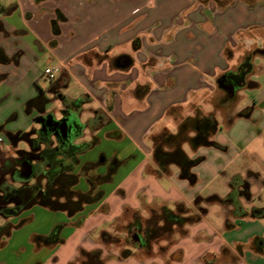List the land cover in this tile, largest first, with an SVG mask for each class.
Here are the masks:
<instances>
[{
    "label": "crops",
    "instance_id": "0c3cea01",
    "mask_svg": "<svg viewBox=\"0 0 264 264\" xmlns=\"http://www.w3.org/2000/svg\"><path fill=\"white\" fill-rule=\"evenodd\" d=\"M249 53L254 61L264 56V0H0V82L8 90L0 104L15 94L40 122L60 100L67 110L63 117L74 118L70 112L78 107L80 117L87 112L92 121L95 143L80 156L88 157L98 144L130 154L126 160L134 152L140 156L119 181L112 176L99 183L97 189L104 193L100 201L56 223L63 231L55 242H37V247L56 248L58 254L75 242L68 264L81 249H100L97 235L125 210L184 202L192 211L205 210L179 245L184 264H264V211L255 204L256 196L264 195V100L240 105L242 89L260 86L250 77L252 83L237 90L235 102L225 101L219 83ZM47 68L55 69L53 78L46 76ZM5 108L15 107L10 102ZM248 108L249 117L240 115ZM207 109L224 118L230 130L239 121L251 125L233 144L240 145V152L250 151L252 164L225 177L224 163L204 177L194 169V185L179 177L175 165L168 174L159 172L153 137L170 130L168 122L178 128L184 118L198 110L208 114ZM220 135L216 131L212 139L228 150L231 143ZM187 147L191 157L202 156V147ZM245 179L251 201L241 197L238 208L226 199ZM214 180L218 187L208 193L198 185ZM214 206L221 213L219 222L205 223ZM66 228L71 231L63 235ZM59 260L57 256L53 262Z\"/></svg>",
    "mask_w": 264,
    "mask_h": 264
},
{
    "label": "rangeland",
    "instance_id": "374dc122",
    "mask_svg": "<svg viewBox=\"0 0 264 264\" xmlns=\"http://www.w3.org/2000/svg\"><path fill=\"white\" fill-rule=\"evenodd\" d=\"M255 57V56H254ZM254 69L252 74L249 76L250 81H257L260 86L257 88H246L239 92L241 96L240 105H245L248 101L253 103L254 100H264V56H257L255 58ZM49 80V78H48ZM250 82L249 84H251ZM42 84L49 87V84L43 79ZM256 85V84H255ZM8 92L7 88L4 87L0 82V97L6 95ZM15 94H10L8 100L12 102L11 108H5L10 103L8 100L0 104V164L2 158H16L21 151L30 150V144L27 139L24 138V134L30 135L29 137L35 138L36 134L33 130H43L41 121L34 120L32 113L30 112V106L28 102H24V99H14ZM54 102V101H53ZM57 104H51V108L45 117L48 115L55 117L57 120L63 118L65 108L60 100ZM5 109H2V108ZM65 107V106H64ZM77 111L70 112L72 117L78 119V127L74 131V138L76 153L79 151L83 153L89 146L95 143V134L92 132L91 127L92 121L89 119L90 116L87 112L83 115L79 114L78 107ZM208 114L215 115L214 111L207 109ZM264 116V115H263ZM218 121V132L220 137L230 142L231 145L228 150H222L215 147L199 149V155L205 156L206 160L195 168V172L199 177H204L209 170L217 164H226L223 177L232 173L233 171L243 172L248 166L252 164V158L250 151L244 150L240 152V145H234L233 139L235 136L243 131L251 129V125L246 121H239L234 130L228 129L229 126L224 118H216ZM242 119V118H241ZM33 123V124H32ZM180 124V123H179ZM169 129L171 131H177V126L174 122H168ZM179 127V125H178ZM177 128V129H176ZM170 130H164L161 133H176L170 132ZM34 133V134H33ZM161 133L159 135H161ZM55 139V147L58 145V140ZM97 145V144H96ZM126 145V144H125ZM188 144L184 145L186 151L189 150ZM96 149L87 155L80 156L78 166L75 168V172L79 174L80 182L74 187L76 190L87 192L92 189L91 182L88 180L87 170L83 169L86 164L85 160L88 158L94 159L95 169L89 170L90 176H100L102 178L108 175L111 169L116 168L117 171L112 174L113 177H117V181L124 176L139 160L140 156L134 152V156L128 158L130 154H124V152L114 148V152H110L112 148L109 144L97 145ZM72 148V147H71ZM188 149V150H187ZM72 151V149H70ZM109 150V151H108ZM106 152V155L104 154ZM102 154L111 161L110 167L107 164H103L101 161ZM189 154V153H188ZM191 156V155H190ZM81 157V158H80ZM123 158V159H122ZM84 161V162H83ZM128 161V163H127ZM172 165V169L174 170ZM116 171V170H115ZM202 179V178H201ZM222 180V179H221ZM103 182V183H102ZM218 181L214 180L208 184L207 182H199L201 188H205V193H208L216 185L218 187ZM102 185L108 183L101 180ZM168 186V182L165 181ZM87 190V191H86ZM98 190V189H96ZM160 203V200H156ZM184 203V202H183ZM187 207L188 205L184 203ZM256 206L260 207L264 211V195H257ZM170 209L176 208L175 204L165 203ZM160 206L146 207L142 211L125 210V212L114 221L111 225H108L109 237L106 238V242L102 241V236L93 233L91 238L97 235L98 239H95L99 243V247L103 252L106 264H184L183 250L179 247L182 240L189 234V226L175 227L172 230L170 227L164 229V223L160 222L159 219L154 216L153 211L158 210ZM208 209V207H207ZM218 207L214 206L213 209L207 214L205 223H218L221 218ZM192 211V210H191ZM193 213L197 211H192ZM197 214H201L198 211ZM141 216V227H138V218ZM65 218L70 219V216L65 211H52L41 205H34L28 209L23 210L20 214L12 216L11 218H4L0 215V225L10 223L13 225L11 235H2L0 238V264H36L38 261L46 262L47 264H65L66 256L70 255L74 251L75 242L68 243L60 248L58 254H55L56 248L43 247L39 249L37 247L38 240L35 234H52V240L62 235L63 228L61 223ZM264 223V217L262 219ZM71 229L66 228L63 235L70 233ZM15 233V234H14ZM141 236L143 240H146L148 248L142 247L140 240L135 239V236ZM227 237H230L228 235ZM184 245L187 244L183 241ZM60 257V260L53 262L55 257ZM80 260L79 256L75 261Z\"/></svg>",
    "mask_w": 264,
    "mask_h": 264
},
{
    "label": "trees",
    "instance_id": "16d2710c",
    "mask_svg": "<svg viewBox=\"0 0 264 264\" xmlns=\"http://www.w3.org/2000/svg\"><path fill=\"white\" fill-rule=\"evenodd\" d=\"M253 69V54L249 53L245 55L236 72H229L222 78L233 80L235 86L240 89L250 83L247 78L252 74ZM251 111L252 108H248L240 115L249 117ZM217 130L218 121L216 117L203 114L198 110L194 116L186 117L180 122L176 133L164 132L161 135H155L153 137V157L159 172L168 174L170 167L175 165L179 169L181 179L187 180L192 185L197 183L198 178L194 169L204 161L205 157H191L184 149V145H190L194 151L204 146L224 150V146L212 139ZM27 135L24 134V137ZM53 135V132L50 134L46 132L45 136L41 135L33 140L34 149L41 147V157L46 159L44 166L48 167L49 163L53 164L49 170V177H40L26 182L23 181L21 175H18L10 180H2L0 184V215L2 217L16 216L23 210L37 204L52 211H65L69 216H74L82 211L85 205L98 202L103 198V191L96 190V186L87 192L74 188L79 183V174L75 173L73 166H64L58 160L53 161V156L59 155L62 147L59 144L55 147ZM56 139L58 143H63L62 137H56ZM72 147L75 148L73 144ZM12 161V158L4 159V164L6 166L11 165ZM115 170L117 169H111L102 181H110ZM175 206L176 208L170 209L163 205L158 210L153 211L154 216L164 223V229L170 227L172 230L175 227L180 228L185 225L196 224L205 212L204 209H201V214L193 213L183 202H178ZM137 221L138 227H141V216ZM12 227L9 223L4 224V226L0 225V238L2 235H10ZM101 236L105 243L110 234L104 231ZM52 238V234L36 237L38 242L44 244L55 242ZM141 245L148 248L146 240L142 239ZM79 258L80 260L71 261L68 264H106L101 249H81Z\"/></svg>",
    "mask_w": 264,
    "mask_h": 264
},
{
    "label": "flooded vegetation",
    "instance_id": "af4514ba",
    "mask_svg": "<svg viewBox=\"0 0 264 264\" xmlns=\"http://www.w3.org/2000/svg\"><path fill=\"white\" fill-rule=\"evenodd\" d=\"M222 85V88L226 92V98L225 101L229 102H235L237 100V88L233 82V80H230L228 78H222L220 80ZM244 111V110H243ZM242 111V112H243ZM241 114V113H240ZM41 124L43 127V130L45 132L54 133V137H62L63 143H58L61 145V153L59 155L53 156V161L58 160L60 161L64 166H73L74 170L79 164V159L78 155L82 152H75V148L72 147V144L75 141L74 136V131L78 127V121L76 118H69V117H63L60 120L55 119L53 116H48L41 118ZM48 120V121H47ZM68 121L70 123V128H69V135L67 137H64L62 135V132L59 128V125L64 122ZM52 122V123H51ZM33 132L36 134L35 138L29 137L30 135H27L24 137L29 141L30 144V150L29 152L27 151H21L20 154L16 158L13 159V163L11 165L6 166L4 164V159L2 158V163L0 164V184L2 180L7 179H13L15 176L21 175L23 178V181L30 182V180H36L40 177H49L50 173V168L52 167V163H49L48 167H45V157H41L42 151L41 147L39 149H34L33 148V140L38 138L39 136H45V133L41 130H33ZM33 133V134H34ZM74 146H76L74 144ZM72 147V148H71ZM72 149V151L70 150ZM86 151V150H85ZM84 152V151H83ZM8 159V158H7ZM77 161V162H76ZM111 161L107 157H105L103 154L101 156V161L103 164H107L108 167L111 165ZM95 162H88L83 166V169L87 170L88 174V180L91 182L92 187H98L99 183L101 182L102 175L100 176H90L89 170L95 169ZM27 165H31L33 167V173L30 177H26L24 174L26 172V167ZM62 165V166H63ZM27 173V172H26ZM76 173V172H75ZM249 188H250V182L249 180L245 179L241 183L240 187L237 188V190L234 192V194L231 197H228L226 201L228 202H233L238 206V208L241 206V197H244L246 201H251V195L249 194ZM258 210L256 208L253 209V212L256 213Z\"/></svg>",
    "mask_w": 264,
    "mask_h": 264
},
{
    "label": "water",
    "instance_id": "95a60500",
    "mask_svg": "<svg viewBox=\"0 0 264 264\" xmlns=\"http://www.w3.org/2000/svg\"><path fill=\"white\" fill-rule=\"evenodd\" d=\"M219 83L221 84V82L219 81ZM222 87V85H220ZM52 123V122H51ZM59 128L62 132V135L64 137H67L69 135V128H70V123L68 121H64L59 125ZM2 162V161H1ZM27 172V173H26ZM26 172H25V176L26 177H30L33 173V167L31 165H27L26 167ZM135 239L142 241L140 236H135Z\"/></svg>",
    "mask_w": 264,
    "mask_h": 264
},
{
    "label": "built area",
    "instance_id": "2783aa9c",
    "mask_svg": "<svg viewBox=\"0 0 264 264\" xmlns=\"http://www.w3.org/2000/svg\"><path fill=\"white\" fill-rule=\"evenodd\" d=\"M45 74H46L47 77L53 78L54 75H55V69H53V68H47L45 70Z\"/></svg>",
    "mask_w": 264,
    "mask_h": 264
}]
</instances>
